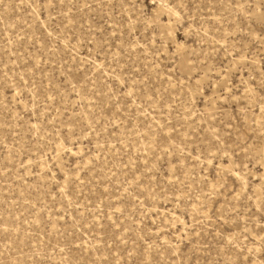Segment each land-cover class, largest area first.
<instances>
[{
	"label": "rangeland",
	"instance_id": "obj_1",
	"mask_svg": "<svg viewBox=\"0 0 264 264\" xmlns=\"http://www.w3.org/2000/svg\"><path fill=\"white\" fill-rule=\"evenodd\" d=\"M0 264H264V0H0Z\"/></svg>",
	"mask_w": 264,
	"mask_h": 264
},
{
	"label": "bare ground",
	"instance_id": "obj_2",
	"mask_svg": "<svg viewBox=\"0 0 264 264\" xmlns=\"http://www.w3.org/2000/svg\"><path fill=\"white\" fill-rule=\"evenodd\" d=\"M166 10L168 11V12H170L171 10L170 9H168V8H166Z\"/></svg>",
	"mask_w": 264,
	"mask_h": 264
}]
</instances>
